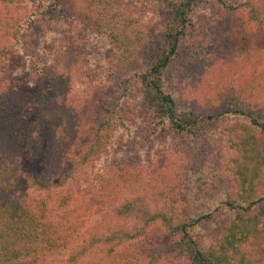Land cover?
I'll list each match as a JSON object with an SVG mask.
<instances>
[{
    "label": "rangeland",
    "instance_id": "374dc122",
    "mask_svg": "<svg viewBox=\"0 0 264 264\" xmlns=\"http://www.w3.org/2000/svg\"><path fill=\"white\" fill-rule=\"evenodd\" d=\"M156 2L0 0V86L11 85L37 97L46 90L54 98L58 91L77 108L99 107L98 114L112 126L108 132L112 138L105 140L103 154L77 176L85 181L92 178V171L99 172L101 181L95 192L111 179L117 187L97 199L101 202L92 203L89 232L93 227L95 232L99 228L106 235L120 237L115 251L141 252L138 264H191L187 253L176 244L181 237L167 234L163 217L176 227L189 224L190 214L205 208V214L215 218V225L201 227L199 237L196 229V238L203 251L220 254L219 240L234 219L224 200L234 198L238 187L222 176L225 151L219 136L191 138L179 134L169 123L159 126L142 106L144 87L137 70H144L156 56L153 50L164 46L161 25L167 15L158 10ZM254 5L256 11H264V0H211L194 9L192 24L167 77V90L181 110L199 112L198 95L214 87L219 70L232 66L240 28L250 21ZM132 10L144 30L154 36L146 49H141L140 63L127 67L120 62L123 45L134 44L127 37L121 40L117 30L124 28L126 15ZM256 33L263 38V29ZM232 69L237 68L233 65ZM91 127L85 126L75 152L79 153L91 139ZM102 135L106 136V131ZM35 147L29 151L21 185L35 197L57 206L60 198L71 192V181L64 185L54 181L47 188L43 183L44 152ZM127 171L137 178L123 182L121 173ZM170 171L178 175L175 172L171 178L167 176L169 182L159 183ZM89 202V197H79L74 206L84 208ZM152 216L157 218L153 220ZM126 231L135 237H121ZM263 254L256 253L255 257Z\"/></svg>",
    "mask_w": 264,
    "mask_h": 264
},
{
    "label": "trees",
    "instance_id": "16d2710c",
    "mask_svg": "<svg viewBox=\"0 0 264 264\" xmlns=\"http://www.w3.org/2000/svg\"><path fill=\"white\" fill-rule=\"evenodd\" d=\"M209 1L158 0L156 7L167 15L161 25L164 46L153 50L156 56L152 62L137 73L144 87L142 106L159 126L169 123L179 134L191 138L210 134L220 137L221 149L225 151L222 176L229 177L238 187L234 198L228 196L224 200L234 219L219 240L220 254L203 251L196 238L201 227L215 225V218L205 214V208L201 213L190 214L189 224L176 227L163 217L164 226H168L167 234L181 237L176 244L187 253L191 264H264V34L262 38L256 33L264 30V11L252 6L250 21L240 28L231 62L237 69L231 66L215 74L214 87L198 95L199 112L181 110L175 96L167 90L168 71L171 72L182 39L192 24L193 11ZM126 16L128 22L117 30V35L134 44L123 45L120 62L128 67L140 63L142 50L153 41L154 34L144 30L133 10ZM6 85L0 86V264L42 259L50 262L51 258L55 259L52 264H138L140 248L138 254L129 250L118 253L114 245L120 237L106 235L99 228H95L96 233L93 227L89 232L92 203L101 202L117 187L111 179L101 183L95 192L101 181L99 172L92 171V178L85 181L77 176L103 154L105 140L112 138L108 133L112 126L98 114L99 107L77 108L58 91L54 98L46 90L37 97ZM90 124L94 133L77 153L81 133ZM104 131L106 136L102 135ZM35 146L44 152L43 183L47 188L54 181L63 185L71 181V192L61 197L57 206L35 197L21 185L29 151ZM173 173L165 174L159 183L169 182L166 179ZM121 174L127 183L136 177L130 171ZM79 197H89L91 203L84 208L74 206ZM156 218L152 216L153 220ZM123 233L121 237H135L131 232ZM256 253L263 257H255Z\"/></svg>",
    "mask_w": 264,
    "mask_h": 264
}]
</instances>
